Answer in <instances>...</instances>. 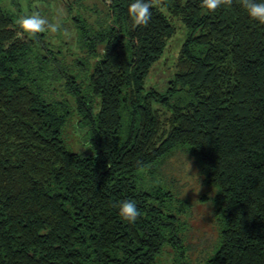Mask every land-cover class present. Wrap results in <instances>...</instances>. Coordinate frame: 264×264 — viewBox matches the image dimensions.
<instances>
[{
  "label": "trees",
  "instance_id": "trees-1",
  "mask_svg": "<svg viewBox=\"0 0 264 264\" xmlns=\"http://www.w3.org/2000/svg\"><path fill=\"white\" fill-rule=\"evenodd\" d=\"M31 2L0 0V264H161L165 248L168 264H191L187 206L159 177L176 150L216 188L204 264H264V24L239 0H152L133 26L134 0H102L94 20L73 16V52L18 35ZM179 32L167 87L145 88ZM75 117L89 152L66 146Z\"/></svg>",
  "mask_w": 264,
  "mask_h": 264
},
{
  "label": "rangeland",
  "instance_id": "rangeland-1",
  "mask_svg": "<svg viewBox=\"0 0 264 264\" xmlns=\"http://www.w3.org/2000/svg\"><path fill=\"white\" fill-rule=\"evenodd\" d=\"M29 0H17L22 9L26 10ZM33 9L46 18L50 23L58 24L60 30L57 33L49 32L50 41L54 46L67 42L62 48H69L74 52L77 32L72 25L73 16L82 20H94L93 11L106 10L102 0H65L71 4L72 10L68 12L61 0H30ZM27 2V3H26ZM182 33L172 42L166 57L159 62L145 79V88H156L159 91L165 90L171 77L172 61L176 54L181 40ZM64 140L69 151L74 153L89 152V141L87 131L76 125V117L68 122L64 131ZM159 177L163 178L167 187L172 190L185 207L186 212L181 214L185 223L190 246L191 264H204L206 255L211 253L218 239V217L215 215L216 204L213 200L216 188L203 182L202 176L196 166L194 159L182 150H176L169 156L160 168ZM203 195L208 200L201 199ZM187 202V203H186ZM161 264H168L171 258L170 249H164Z\"/></svg>",
  "mask_w": 264,
  "mask_h": 264
},
{
  "label": "clouds",
  "instance_id": "clouds-1",
  "mask_svg": "<svg viewBox=\"0 0 264 264\" xmlns=\"http://www.w3.org/2000/svg\"><path fill=\"white\" fill-rule=\"evenodd\" d=\"M233 0H201L200 7L206 12H214L221 6H230ZM248 17L256 22L264 24V2L257 0H239ZM152 0H134L127 8V15L133 26H147L152 18ZM19 27L18 35L36 37L38 34L60 30L58 24L50 23L39 12H31L20 16L15 20ZM141 215L136 203L132 200H124L119 204V216L122 220L133 223Z\"/></svg>",
  "mask_w": 264,
  "mask_h": 264
}]
</instances>
